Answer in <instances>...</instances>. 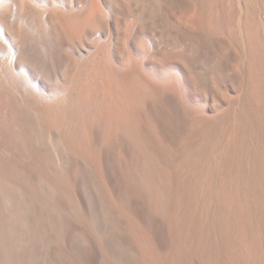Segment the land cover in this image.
<instances>
[{
    "label": "bare ground",
    "instance_id": "1",
    "mask_svg": "<svg viewBox=\"0 0 264 264\" xmlns=\"http://www.w3.org/2000/svg\"><path fill=\"white\" fill-rule=\"evenodd\" d=\"M0 264H264V0H0Z\"/></svg>",
    "mask_w": 264,
    "mask_h": 264
}]
</instances>
